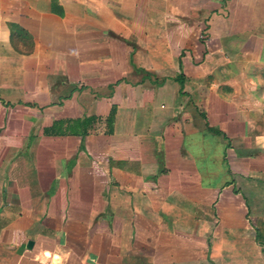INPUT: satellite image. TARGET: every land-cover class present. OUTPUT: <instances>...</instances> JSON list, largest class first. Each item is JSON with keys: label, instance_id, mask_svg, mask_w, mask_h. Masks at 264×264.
Returning <instances> with one entry per match:
<instances>
[{"label": "crops", "instance_id": "1", "mask_svg": "<svg viewBox=\"0 0 264 264\" xmlns=\"http://www.w3.org/2000/svg\"><path fill=\"white\" fill-rule=\"evenodd\" d=\"M263 248L264 0H0V264Z\"/></svg>", "mask_w": 264, "mask_h": 264}, {"label": "trees", "instance_id": "2", "mask_svg": "<svg viewBox=\"0 0 264 264\" xmlns=\"http://www.w3.org/2000/svg\"><path fill=\"white\" fill-rule=\"evenodd\" d=\"M8 27L10 30V40L16 47L17 51L22 54L31 53L33 51L34 43L30 33H28L24 28L13 22H9Z\"/></svg>", "mask_w": 264, "mask_h": 264}, {"label": "water", "instance_id": "3", "mask_svg": "<svg viewBox=\"0 0 264 264\" xmlns=\"http://www.w3.org/2000/svg\"><path fill=\"white\" fill-rule=\"evenodd\" d=\"M31 244H32V243H31V241H30V242L28 243V246H31Z\"/></svg>", "mask_w": 264, "mask_h": 264}, {"label": "rangeland", "instance_id": "4", "mask_svg": "<svg viewBox=\"0 0 264 264\" xmlns=\"http://www.w3.org/2000/svg\"><path fill=\"white\" fill-rule=\"evenodd\" d=\"M263 252H264V248H263Z\"/></svg>", "mask_w": 264, "mask_h": 264}]
</instances>
